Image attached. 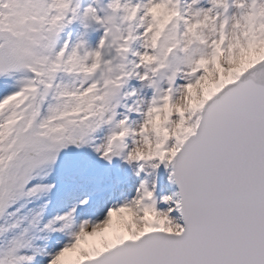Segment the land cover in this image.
<instances>
[{"label":"snow or ice","instance_id":"snow-or-ice-1","mask_svg":"<svg viewBox=\"0 0 264 264\" xmlns=\"http://www.w3.org/2000/svg\"><path fill=\"white\" fill-rule=\"evenodd\" d=\"M38 262L264 264V0H0V264Z\"/></svg>","mask_w":264,"mask_h":264},{"label":"rangeland","instance_id":"rangeland-1","mask_svg":"<svg viewBox=\"0 0 264 264\" xmlns=\"http://www.w3.org/2000/svg\"><path fill=\"white\" fill-rule=\"evenodd\" d=\"M104 2H107V0H104ZM132 2H136V0H132ZM81 27L79 24H73L69 26V28L66 30V33H71V37L74 39L77 35L81 32ZM101 35V31H89L88 33V40L89 43L94 46L96 41L98 40L99 36ZM39 264V262H38Z\"/></svg>","mask_w":264,"mask_h":264},{"label":"bare ground","instance_id":"bare-ground-1","mask_svg":"<svg viewBox=\"0 0 264 264\" xmlns=\"http://www.w3.org/2000/svg\"><path fill=\"white\" fill-rule=\"evenodd\" d=\"M165 177H166V173L162 172L157 186V196L168 194L176 190V186L168 184Z\"/></svg>","mask_w":264,"mask_h":264}]
</instances>
